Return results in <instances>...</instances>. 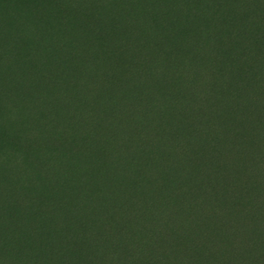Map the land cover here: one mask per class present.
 <instances>
[{
    "label": "trees",
    "instance_id": "trees-1",
    "mask_svg": "<svg viewBox=\"0 0 264 264\" xmlns=\"http://www.w3.org/2000/svg\"><path fill=\"white\" fill-rule=\"evenodd\" d=\"M0 264H264V0H0Z\"/></svg>",
    "mask_w": 264,
    "mask_h": 264
}]
</instances>
